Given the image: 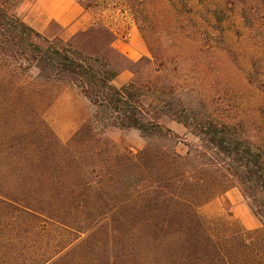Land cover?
Returning a JSON list of instances; mask_svg holds the SVG:
<instances>
[{
  "label": "trees",
  "instance_id": "16d2710c",
  "mask_svg": "<svg viewBox=\"0 0 264 264\" xmlns=\"http://www.w3.org/2000/svg\"><path fill=\"white\" fill-rule=\"evenodd\" d=\"M27 1L0 0V264H264V134L217 117L210 46L199 45L196 83V71L182 66L185 57L197 65L196 50L147 39L151 56L132 60L101 20L50 37L20 14ZM78 1L93 10L105 0ZM220 1L203 0L197 10L190 0L118 3L143 32L142 12L179 6L198 27L239 8L246 26L264 35V0ZM125 70L133 76L117 86ZM65 89L92 112L64 143L45 113ZM167 122L193 137L185 153ZM131 128L147 141L135 154L106 133ZM234 187L261 228L202 214Z\"/></svg>",
  "mask_w": 264,
  "mask_h": 264
},
{
  "label": "rangeland",
  "instance_id": "374dc122",
  "mask_svg": "<svg viewBox=\"0 0 264 264\" xmlns=\"http://www.w3.org/2000/svg\"><path fill=\"white\" fill-rule=\"evenodd\" d=\"M118 2L119 0H105L101 9L93 8L92 11L100 13L102 21L117 24L128 21L134 23L149 51L148 56H151V52L147 39L158 41L162 47H167L171 51L178 49V46L186 53L196 50L194 57L198 58L197 65L191 57H185L182 64L185 72L190 68L196 71V83H200L199 62L204 57L198 50L199 45H209L210 100L216 109L217 117L230 124H242L246 129L250 128L252 134H264V50L260 47L264 44V35L246 26L239 8L227 11L222 22L218 20L219 18H213L209 25L204 23L201 27H198L185 9L179 6L142 12L141 17L145 21L144 35L132 11ZM202 2L203 0H190L188 7L197 10ZM222 2L217 0L215 3ZM28 3L29 1L21 6L20 14L30 24L28 19L32 17L27 18L28 12H25ZM195 19L198 20L197 17ZM204 27L210 31L208 36L205 35ZM43 34L50 37L54 34H60L63 38L70 37L69 34H64L56 23H52ZM125 34L128 35L127 32ZM183 36L188 37L182 38ZM181 39L186 40L180 44ZM143 56L146 55L140 58ZM123 72L133 76L130 70ZM115 84L121 86L122 82L117 80ZM91 112L92 108L87 99L75 89H65L47 109L45 116L60 140L65 143ZM166 124L180 137L178 151L185 153L187 144L193 141V137L185 136L186 129L179 124L174 122ZM106 133L115 143L134 154L147 143L146 138L135 128L108 129ZM201 212L208 219L227 222L233 227L241 226L246 230L262 227L260 218L253 212L239 187H234L205 204Z\"/></svg>",
  "mask_w": 264,
  "mask_h": 264
},
{
  "label": "crops",
  "instance_id": "0c3cea01",
  "mask_svg": "<svg viewBox=\"0 0 264 264\" xmlns=\"http://www.w3.org/2000/svg\"><path fill=\"white\" fill-rule=\"evenodd\" d=\"M25 12H28L27 18L32 17L28 19V22L42 33H46L50 25L56 23L64 34L71 36L102 21L100 13L86 9L78 0H30ZM104 22L116 34L114 45L118 50L132 60H137L142 55L148 56L149 51L143 44L142 36L134 23ZM130 78L127 72H122L116 77L114 83L118 80L123 85Z\"/></svg>",
  "mask_w": 264,
  "mask_h": 264
}]
</instances>
